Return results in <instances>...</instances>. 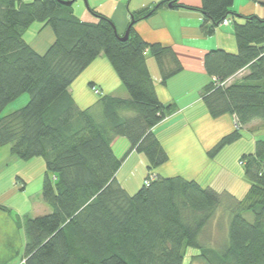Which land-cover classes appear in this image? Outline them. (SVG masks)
<instances>
[{"label":"trees","instance_id":"trees-1","mask_svg":"<svg viewBox=\"0 0 264 264\" xmlns=\"http://www.w3.org/2000/svg\"><path fill=\"white\" fill-rule=\"evenodd\" d=\"M74 2L0 0V146L10 145L22 160L43 158L41 195L51 209L16 221L24 234L22 263L184 264L190 247L197 249L191 259L205 264H264V139L240 157L249 186L242 198L184 176H153L169 159L153 128L175 106L155 93L145 54L157 62L162 85L182 65L169 45L146 41L133 27L163 5L199 10L205 36L229 19L236 51L211 49L202 58L210 77L201 89L206 112L210 118L228 114L235 122L206 152L213 157L240 138L245 126L264 122V18L238 14L243 18L238 23L234 0H201L195 7L163 0L131 11L128 38L121 41L111 18L89 8L96 21H83L73 12ZM36 22L41 24L36 34L48 27L53 35L44 51L24 38ZM101 54L128 96L100 93L91 106L80 108L69 86ZM24 93L29 101L3 116ZM116 137L129 142L122 157L112 149ZM132 151L146 158L147 169L133 194L116 179ZM216 208L226 213V237L213 247L200 235ZM248 211L252 219L244 216ZM6 245L10 254L0 264L18 255L11 242Z\"/></svg>","mask_w":264,"mask_h":264},{"label":"crops","instance_id":"crops-1","mask_svg":"<svg viewBox=\"0 0 264 264\" xmlns=\"http://www.w3.org/2000/svg\"><path fill=\"white\" fill-rule=\"evenodd\" d=\"M87 1L86 6L81 0L74 2L73 12L77 17L86 22H95L96 16L89 11V8L100 11L111 18L115 31L122 35L130 22L131 11L140 10L145 6L150 7L163 0ZM179 2L192 7L201 4V0H179ZM233 10L237 14L235 17L238 19V23L243 21V18L238 14L245 16L255 14L259 18H264V0H234ZM203 18L202 13L197 9L171 8L163 5L153 15L137 21L133 26L134 30L146 41L169 45L182 65L181 71L168 78L166 84L162 85L159 83L161 74L157 62L149 51L145 54L149 73L155 83V93L163 104L170 103L175 106V110L153 128L169 159L150 173L153 176H184L197 180L203 187L208 186L219 192L226 190L234 197L242 198L246 187H248L247 183L244 187L232 182L229 184L228 182L234 178L231 170L223 169V166L215 162L214 158L210 159L206 156L207 150L217 140L233 130V116L225 114L219 118H210L204 106L201 105L200 114L195 113L193 109L196 104L200 105L201 89L209 82L210 78L203 69V55L211 49L224 48L232 52L237 49L231 24H218L213 34L205 36L200 28ZM40 26L41 24L38 22L32 24L25 32L24 38L36 50L44 51L52 41L53 35L48 27L36 34V30ZM191 72L195 73L194 77L192 74H188ZM92 86L99 87L102 95L109 94L123 98L128 96L118 75L115 74L103 54L92 60L69 86V92L80 108L91 106L99 99V96H94L91 93ZM213 127L217 128V132L210 135V129ZM128 145L127 138L116 137L112 143V149L117 157H122L127 151ZM116 146L117 150L115 151ZM198 163H202V165ZM143 165L146 166V158L141 153L132 151L118 168L116 179L120 181L126 191L130 192L131 189H134L133 180H131L133 170L140 168L142 171ZM199 166L203 168V171L196 170ZM221 170H225V176L222 174L224 180L218 188L211 182V178L214 179L216 175L218 176ZM143 179L137 183V185L140 184L137 186L138 188L141 186L140 182H144Z\"/></svg>","mask_w":264,"mask_h":264},{"label":"rangeland","instance_id":"rangeland-1","mask_svg":"<svg viewBox=\"0 0 264 264\" xmlns=\"http://www.w3.org/2000/svg\"><path fill=\"white\" fill-rule=\"evenodd\" d=\"M81 1L85 6L88 4L87 0ZM188 74L191 75L192 72ZM193 74L192 76L194 77L195 73ZM90 91L94 96H99L100 93L102 94L101 89L97 86L91 87ZM28 98L29 95L27 93L21 94L18 98L7 105L2 111V115H8V113L24 106L29 101ZM201 105L204 106L202 100L200 101V105L196 104L193 107L195 113L200 114ZM232 126H235L234 121ZM215 128L216 127L210 129V135L215 133V131L217 132V128ZM222 129L223 127L221 130ZM241 133L242 136L240 138L234 140L233 143L224 146L223 149L213 155V157L208 156V158H214L215 162H218L223 166V169L228 168L229 171L231 170L234 174V178L228 182L229 184L232 182L244 187L246 183L248 186V182L243 175V165L240 157L242 154L254 150V141L256 138L264 139V122L258 121L247 125L241 130ZM114 149L116 151L117 146ZM198 164L202 165V163ZM196 170L201 172V170L203 171V168L199 166ZM44 171L45 163L43 162V158L37 157L32 158L31 160H22L10 152V145L0 146V205H4L11 210L9 213L0 209V258L10 254V250H8L6 245L8 242H11L18 252V255L11 259L7 264H23L21 256L24 251V234L22 228L16 229V221H21L24 215L34 217L36 215H43L51 210L50 207L43 202L41 195ZM133 171L134 173L131 175V180H133L132 185L134 189L130 190L131 194L137 192L139 189L137 186L140 185H137V183L147 175L145 165H143L142 171L140 168L134 169ZM151 174L150 176H152ZM222 174L225 176V170H221L218 176L214 175V179L211 178V182L218 188H220L221 183L224 180ZM140 183L142 185L143 182ZM248 187L246 188L248 189ZM247 189L245 193L247 192ZM225 216L226 213L222 208H216L213 216L201 230L200 241L204 245L217 247L221 242L225 241L227 223ZM244 216L252 219V214L249 211L244 213ZM196 252L197 249L195 250L190 247L186 248L184 264H205L198 258L191 259V254H196Z\"/></svg>","mask_w":264,"mask_h":264},{"label":"water","instance_id":"water-1","mask_svg":"<svg viewBox=\"0 0 264 264\" xmlns=\"http://www.w3.org/2000/svg\"><path fill=\"white\" fill-rule=\"evenodd\" d=\"M128 34H129V31H128V27L127 29L125 30V33L122 34V36H120V40H126L128 38Z\"/></svg>","mask_w":264,"mask_h":264},{"label":"built area","instance_id":"built-area-1","mask_svg":"<svg viewBox=\"0 0 264 264\" xmlns=\"http://www.w3.org/2000/svg\"><path fill=\"white\" fill-rule=\"evenodd\" d=\"M228 23H229V19L227 20V19H224L223 21H222V25H228ZM97 90V89H96ZM148 182L146 181V184H147Z\"/></svg>","mask_w":264,"mask_h":264}]
</instances>
